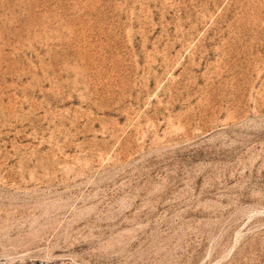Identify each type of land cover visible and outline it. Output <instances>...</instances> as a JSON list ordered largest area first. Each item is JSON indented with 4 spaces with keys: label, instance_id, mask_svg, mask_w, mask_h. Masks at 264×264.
Instances as JSON below:
<instances>
[{
    "label": "rangeland",
    "instance_id": "obj_1",
    "mask_svg": "<svg viewBox=\"0 0 264 264\" xmlns=\"http://www.w3.org/2000/svg\"><path fill=\"white\" fill-rule=\"evenodd\" d=\"M0 264H264V0H0Z\"/></svg>",
    "mask_w": 264,
    "mask_h": 264
}]
</instances>
